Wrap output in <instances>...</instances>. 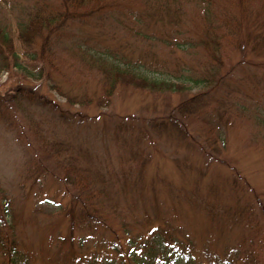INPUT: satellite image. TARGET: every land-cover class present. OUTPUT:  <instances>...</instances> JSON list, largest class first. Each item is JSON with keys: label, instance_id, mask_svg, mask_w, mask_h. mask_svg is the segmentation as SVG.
Instances as JSON below:
<instances>
[{"label": "rangeland", "instance_id": "rangeland-1", "mask_svg": "<svg viewBox=\"0 0 264 264\" xmlns=\"http://www.w3.org/2000/svg\"><path fill=\"white\" fill-rule=\"evenodd\" d=\"M57 1L0 0V20L24 64V71H0V94L27 96L16 91L24 83L51 104L30 101L24 112L0 115V214L7 222L0 229L14 228L24 264H90L93 252L98 260L116 255L111 239L127 249V238L148 255L161 240L166 258L264 264V67L237 64L231 29L222 34L224 65L216 72L226 77L183 115L188 139L153 125L213 84L201 81L214 72L200 44L207 24L244 9L263 22L264 0H103L45 43L39 37L28 52L36 58L26 57L19 23L39 5L54 10ZM86 52L186 87L179 93L118 85L108 105L70 107L68 95H104L102 70L94 58L85 61ZM76 111L88 118H59ZM83 208L100 220L86 224ZM158 226L167 233L159 236ZM6 258L0 242V264Z\"/></svg>", "mask_w": 264, "mask_h": 264}, {"label": "trees", "instance_id": "trees-1", "mask_svg": "<svg viewBox=\"0 0 264 264\" xmlns=\"http://www.w3.org/2000/svg\"><path fill=\"white\" fill-rule=\"evenodd\" d=\"M102 1L103 0H58V4L56 3L53 6L55 7L54 10H45L47 4L37 6L34 10L35 13L27 20H22L18 26L19 28L17 35L18 40L23 48V54L26 57L36 58L37 54L28 52L34 50V44L39 37H42V42L45 43L53 33L63 29L69 21L78 20L84 17L86 14L94 12L96 9L100 8ZM249 13L254 12L246 10L245 13L244 9L242 11L243 16L241 15L240 17L234 18L232 16L228 22H223L222 24H218V21L216 23L211 22L207 24L205 36L201 37L200 44L206 48L207 51H209L208 56L214 65V72H212L207 77V79L204 78L201 79V81H209V83L213 82V84H211L207 90L196 93L195 95L188 98V100L183 101L177 109V115L170 114L167 120L162 119L160 121H155L154 119V127H165L164 130L166 131L168 129H173L174 131L179 132L182 141L188 139V134L183 126V119L186 117H183V115L185 113L188 115V112H193L202 102L203 97L210 93V89L213 87V85L216 84L217 86L219 82H221L220 80L226 77V75H221L218 78L216 76V72H219V70L224 65L221 55L223 54V45L221 41L224 38V35L222 34L227 30L231 29L230 34L234 37V39H237V41L234 40L232 43L234 49L239 52L240 60L237 62V64L242 65L248 63L251 65L255 64L264 67V21L261 22L260 17L257 14L250 16ZM219 28L223 29L220 34L218 33ZM242 31L244 32L241 33ZM86 53L87 54L84 53L85 61L90 62V59L87 60L86 57L94 58V60L97 62V66L102 70L101 79L103 83L104 95L101 96L102 100L89 97L88 95H82L79 98L68 95L67 102L70 107L75 104H80L83 108H85L83 105L92 103L102 105L104 102L106 105H108L111 96L118 85H124L127 88L131 87L148 89L151 92L174 88L179 93H181L186 87L185 84H177L165 80L157 81L155 79H149L146 76L120 68L113 61L101 58L102 55L99 56L92 54L91 52ZM12 68L24 71V64L21 62V57L16 50L14 37L8 31V28L4 22L0 20V71L3 69ZM23 84H20L16 91H27V93H29L27 96H19L14 94L10 96H2V93L0 94V115L6 116V112H8L7 109L10 108H12L16 113L24 112L26 105L29 104L30 101H34L38 105H51L47 96L36 92V87L26 86ZM30 94L35 95V100L30 98ZM3 104H6V107ZM56 108H58V106ZM63 113L59 114V118H70L73 122H83L88 118L86 117V114L82 113L81 111H76L74 113ZM68 114H71L72 116H68ZM236 182L237 180L233 179L232 185L235 186ZM82 212V214L85 215L83 220L86 224L92 226L96 220H100L95 211L94 213H90V208L86 210L83 208ZM0 219L3 220V223L0 224V227L3 225L6 227L7 222L2 218L1 214ZM72 221L73 228L75 223L74 215L72 216ZM1 230L2 228L0 229V237H2L0 242L4 247L7 248V258L2 262V264H24V255L18 248L19 243L14 228L10 227V229L5 233ZM158 230L162 232L159 236L167 233V229L164 226H158ZM71 236H73V233ZM161 243V240L157 243V251L154 250L150 255H148L144 248L140 247L138 239L127 238V249L122 243H120V241L111 239L108 241L107 246L108 249L112 248L116 255L110 256V254H104V258L98 260L97 253L93 252L91 259L89 258V263L166 264L171 262L173 264H196L190 258V255H184L182 253H175L173 256L166 258V256L163 255ZM177 243L178 241L175 243L176 247H178ZM134 244H137L138 246L136 247ZM171 247H173V245Z\"/></svg>", "mask_w": 264, "mask_h": 264}]
</instances>
